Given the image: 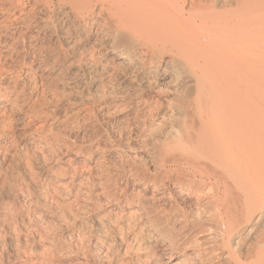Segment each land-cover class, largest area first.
I'll return each mask as SVG.
<instances>
[{
	"label": "bare ground",
	"instance_id": "1",
	"mask_svg": "<svg viewBox=\"0 0 264 264\" xmlns=\"http://www.w3.org/2000/svg\"><path fill=\"white\" fill-rule=\"evenodd\" d=\"M0 10V264H264V0ZM74 102L153 160L71 140Z\"/></svg>",
	"mask_w": 264,
	"mask_h": 264
},
{
	"label": "rangeland",
	"instance_id": "2",
	"mask_svg": "<svg viewBox=\"0 0 264 264\" xmlns=\"http://www.w3.org/2000/svg\"><path fill=\"white\" fill-rule=\"evenodd\" d=\"M1 13L2 10H0V19L2 20L4 19V16ZM4 21L5 20L0 21V25ZM73 83L77 86L79 85V83L75 80ZM78 106L79 103L74 102L72 104L70 103V107L69 105L63 106V108L60 106V109H57L56 118L57 120H65L62 124V128L64 129L65 133L69 135L68 137H70L71 140H74L78 136L80 141L92 143L94 147L97 146L96 149L98 148V152L100 155H102V161H106V165L108 163V165L112 166L114 163L118 165L123 164V160L125 161V159L122 158H125V155L131 156L130 160L132 162L135 161L141 166L153 160L154 156L156 155V150L151 144L153 142L150 136L143 135V133L137 130L130 131V128L121 130L116 125L110 123L107 116H100L99 119L91 116H85L84 118V114L80 113V106ZM67 110H69V112ZM67 112L69 114H67ZM120 153L124 154L122 155ZM135 158H137L138 162ZM103 159H105V161Z\"/></svg>",
	"mask_w": 264,
	"mask_h": 264
}]
</instances>
